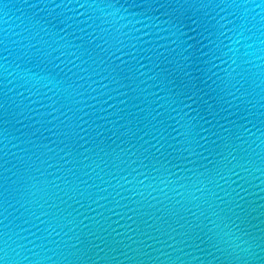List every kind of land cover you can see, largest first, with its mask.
Segmentation results:
<instances>
[{
	"label": "water",
	"instance_id": "water-1",
	"mask_svg": "<svg viewBox=\"0 0 264 264\" xmlns=\"http://www.w3.org/2000/svg\"><path fill=\"white\" fill-rule=\"evenodd\" d=\"M0 264H264V0H0Z\"/></svg>",
	"mask_w": 264,
	"mask_h": 264
}]
</instances>
